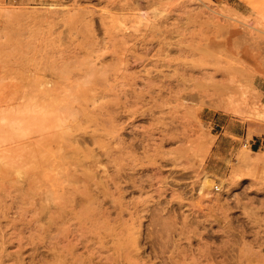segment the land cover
I'll return each instance as SVG.
<instances>
[{
    "label": "rangeland",
    "instance_id": "obj_1",
    "mask_svg": "<svg viewBox=\"0 0 264 264\" xmlns=\"http://www.w3.org/2000/svg\"><path fill=\"white\" fill-rule=\"evenodd\" d=\"M203 1L0 0V264H264V0Z\"/></svg>",
    "mask_w": 264,
    "mask_h": 264
},
{
    "label": "bare ground",
    "instance_id": "obj_2",
    "mask_svg": "<svg viewBox=\"0 0 264 264\" xmlns=\"http://www.w3.org/2000/svg\"><path fill=\"white\" fill-rule=\"evenodd\" d=\"M196 1L199 2L201 5H203L204 7H206L207 9H209V11H211L210 13L212 15H214L215 17L223 18V19H227V20H232L229 18L228 14L223 9H212L203 0H196ZM142 19H144V18L142 17ZM225 30H226V32H229L230 34L231 33L235 34V35L238 34V31L232 29L230 26H226ZM146 83H148V82H146ZM148 86H150V84ZM141 87H143V86L141 85ZM150 87H152V86H150ZM145 89H146V91H149V90H147V89H149V87L148 88L145 87ZM190 95H192V94H190ZM254 115L258 118H261V120L264 119V111L263 110L254 109ZM262 121H264V120H262ZM77 135H79V134H77ZM76 138H79V137H76ZM243 162H245V164L248 166V164H247L248 160L247 159H244ZM110 181H111V184L114 187V189H117V183L119 182L117 175L111 177ZM210 184H211L210 180H204L201 187L206 188V187H209ZM96 188H97V192H91L90 190L80 192L81 196L75 201V203L73 204V207L71 206L73 210H76V213L78 216L90 213L91 219H94V218L98 219V218H106L107 217V212L105 210L97 209L98 205H99L98 199L100 197L104 198L107 195L106 188H99V187H96ZM114 208L116 210H119L120 206L118 204H116V206ZM87 216H88V218L86 217V215L84 217H86V219H90L89 215H87Z\"/></svg>",
    "mask_w": 264,
    "mask_h": 264
},
{
    "label": "crops",
    "instance_id": "obj_3",
    "mask_svg": "<svg viewBox=\"0 0 264 264\" xmlns=\"http://www.w3.org/2000/svg\"><path fill=\"white\" fill-rule=\"evenodd\" d=\"M248 143L252 146V148H255L257 146L253 138L250 141H248Z\"/></svg>",
    "mask_w": 264,
    "mask_h": 264
},
{
    "label": "built area",
    "instance_id": "obj_4",
    "mask_svg": "<svg viewBox=\"0 0 264 264\" xmlns=\"http://www.w3.org/2000/svg\"><path fill=\"white\" fill-rule=\"evenodd\" d=\"M261 142L264 143V137H262ZM248 145H249V147H251V145L249 143H248ZM243 146H246V144H243ZM214 189H217V187L214 186Z\"/></svg>",
    "mask_w": 264,
    "mask_h": 264
}]
</instances>
